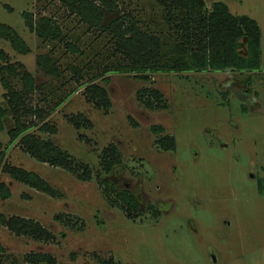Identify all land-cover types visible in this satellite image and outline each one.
<instances>
[{
  "label": "rangeland",
  "instance_id": "1",
  "mask_svg": "<svg viewBox=\"0 0 264 264\" xmlns=\"http://www.w3.org/2000/svg\"><path fill=\"white\" fill-rule=\"evenodd\" d=\"M223 1L233 13L257 18L259 67L163 69L147 78L111 70L96 78L111 99L104 109L87 99L78 84L120 58L110 32L88 26L60 0H0V21L10 23L30 49L18 51L3 36L0 47L42 83L44 89H35L34 99L45 93L49 108L77 86L47 116L55 131L33 129L91 168L89 178H80L19 144L6 148L10 134L0 130L1 149L9 161L36 171L57 191L50 194L0 169V178L10 187L8 196H0V211L38 218L54 233L36 239L0 223L3 264H51L28 260L24 254L33 250L50 252L54 264H102L100 258L110 254L113 264H264V0ZM117 2L119 12L129 11L140 26L159 31L167 48L172 28L159 0ZM23 8L34 18L51 15L61 36H38L25 24ZM67 40L78 49H71ZM43 51L50 52L59 74L38 66L36 54ZM145 84L160 88L165 104L147 106L138 96ZM2 90L0 83V99ZM78 110L92 125L76 127L66 116ZM153 123L163 130H152ZM165 132L174 135V147L156 142ZM108 142L119 147L121 159L105 171L99 154ZM125 186L137 201L129 210L117 193Z\"/></svg>",
  "mask_w": 264,
  "mask_h": 264
},
{
  "label": "trees",
  "instance_id": "2",
  "mask_svg": "<svg viewBox=\"0 0 264 264\" xmlns=\"http://www.w3.org/2000/svg\"><path fill=\"white\" fill-rule=\"evenodd\" d=\"M60 1L69 10L78 14L88 26L108 30L114 42V48L121 53L116 61L106 63L105 68L92 73L78 84L83 85L87 99L93 100L104 109L110 105L111 99L107 87L97 82L96 78L100 75L107 76L111 70L132 71L139 77L147 78L154 70L256 68L261 63V27L257 18L248 13H233L223 0H213L210 5H207L205 0H159L165 7L164 16L170 21L172 28L169 33L171 40L166 49L163 48L164 40L159 31L143 28L129 11L119 12L117 0ZM5 5L12 8L7 2ZM20 12L27 27L34 30L38 36L42 38L61 36L60 26L51 15L40 13L34 18L27 8H23ZM0 36L8 38L13 48L18 51L26 52L30 49L23 36L10 23L0 21ZM67 45L71 49H78V45L71 40H67ZM36 63L45 71L60 73L50 52H38ZM73 68L77 76H81V69L75 65ZM16 80L20 81L18 86L14 83ZM0 82L4 87L0 99V129L7 126L10 134L6 146L16 139L36 158L65 166L80 178H89L91 168L86 161L76 158L50 137L42 136L33 129L36 126L38 129L49 132L55 131V124L49 122L47 116L77 86L49 108H45V93L35 99L33 96L35 89H44L42 83L22 61L10 60L3 47H0ZM138 96L151 107L161 106L166 102L162 90L155 85L145 84L139 87ZM66 116L76 127L92 125L91 118L80 110ZM151 128L156 132L163 130V126L159 123L151 124ZM155 140L164 148L175 146L174 135L168 132L157 135ZM1 145L0 140L2 171L50 194L57 193L54 186L36 171L3 159L4 150L1 149ZM120 159L121 152L115 143L108 142L102 146L99 162L103 170H110L112 165ZM102 179L107 180L103 177ZM104 190L107 196L110 195L106 188ZM117 193L126 201V205L123 206L127 210L132 205H137L134 195L127 188ZM9 194L8 183L0 179V196L6 197ZM55 215L59 217L61 214ZM0 223L15 233L27 234L36 239L52 238L54 235L47 225L29 215L6 214L0 211ZM3 251L4 246L0 243V264H3ZM24 256L32 262L47 261L51 264L55 262L54 256L43 250L28 251ZM100 259L102 264L114 262L111 254Z\"/></svg>",
  "mask_w": 264,
  "mask_h": 264
},
{
  "label": "crops",
  "instance_id": "3",
  "mask_svg": "<svg viewBox=\"0 0 264 264\" xmlns=\"http://www.w3.org/2000/svg\"><path fill=\"white\" fill-rule=\"evenodd\" d=\"M15 49V48H14ZM4 50H6L5 48H4ZM1 83V82H0ZM3 86V85H2ZM3 90H4V87H3ZM2 90V91H3ZM2 91H1V96H2ZM2 98V97H1ZM50 114V113H49ZM7 124V123H6ZM3 128H6V130H7V126H5V127H3ZM2 128V129H3ZM1 130V129H0ZM43 136V135H42ZM16 144H19L17 141H16V139L14 140V141H11V143L8 145V146H6V148L7 147H9V146H12V145H16ZM20 145V144H19ZM7 150V149H6ZM4 154V155H3ZM2 154V158L3 159H7L8 161H9V159H8V157H9V155H7V156H5L6 155V151L4 150V153ZM7 157V158H6ZM10 162V161H9ZM11 163H13V162H11ZM16 164V163H15ZM21 165V164H20ZM3 172H6V171H3ZM7 173V172H6ZM7 174H9V173H7ZM10 175V174H9ZM11 176V175H10ZM12 177V176H11ZM14 178V177H13ZM0 179H2V178H0ZM16 179V178H15ZM4 180V179H3ZM5 181V180H4ZM27 183V182H26ZM31 185V184H30ZM35 187V186H34Z\"/></svg>",
  "mask_w": 264,
  "mask_h": 264
},
{
  "label": "flooded vegetation",
  "instance_id": "4",
  "mask_svg": "<svg viewBox=\"0 0 264 264\" xmlns=\"http://www.w3.org/2000/svg\"><path fill=\"white\" fill-rule=\"evenodd\" d=\"M125 188H127L128 190H130V192H132V194H133V191L131 190V189H129V187H126L125 186ZM134 195V194H133ZM134 197H135V195H134ZM135 199H136V197H135Z\"/></svg>",
  "mask_w": 264,
  "mask_h": 264
}]
</instances>
